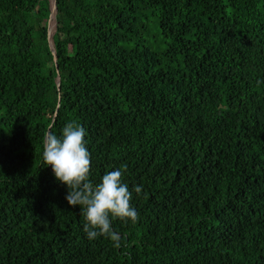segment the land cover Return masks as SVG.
Returning a JSON list of instances; mask_svg holds the SVG:
<instances>
[{
	"label": "trees",
	"instance_id": "trees-1",
	"mask_svg": "<svg viewBox=\"0 0 264 264\" xmlns=\"http://www.w3.org/2000/svg\"><path fill=\"white\" fill-rule=\"evenodd\" d=\"M56 6L54 61L49 0H0V264H264V0ZM73 121L93 184L142 185L119 248L43 161Z\"/></svg>",
	"mask_w": 264,
	"mask_h": 264
},
{
	"label": "clouds",
	"instance_id": "clouds-1",
	"mask_svg": "<svg viewBox=\"0 0 264 264\" xmlns=\"http://www.w3.org/2000/svg\"><path fill=\"white\" fill-rule=\"evenodd\" d=\"M86 129L76 122L67 123L58 136L51 130L43 141V161L51 166L58 181L68 188L66 200L79 206L85 219L84 231L90 240L100 236L110 238L114 246H121L122 237L112 227L116 218L136 223L139 213L132 205L133 191L142 192V185L132 190L123 182L120 169L106 172L101 182L93 184L91 154L86 146Z\"/></svg>",
	"mask_w": 264,
	"mask_h": 264
},
{
	"label": "rangeland",
	"instance_id": "rangeland-1",
	"mask_svg": "<svg viewBox=\"0 0 264 264\" xmlns=\"http://www.w3.org/2000/svg\"><path fill=\"white\" fill-rule=\"evenodd\" d=\"M52 0H49L51 2ZM51 5V3H50ZM50 18V19H49ZM151 27L148 32L144 34L146 38V43L150 45L155 51L160 52L165 48V40L159 33V30L154 27V16L150 15L149 17ZM47 28L49 29L50 33H52L55 29V22L51 20L50 14L47 20Z\"/></svg>",
	"mask_w": 264,
	"mask_h": 264
},
{
	"label": "water",
	"instance_id": "water-1",
	"mask_svg": "<svg viewBox=\"0 0 264 264\" xmlns=\"http://www.w3.org/2000/svg\"><path fill=\"white\" fill-rule=\"evenodd\" d=\"M50 3H51V5H50V17L53 15L55 27H56V19H55V15H56V11H57L56 0H52ZM54 31H55V29H54ZM54 31L52 33H50V31L48 29V41H49V45H50V48H51V51H52V54L54 57V61H56L55 49H54L53 40H52V35H53ZM56 83H57V87L59 89V76L56 77ZM54 116H55V114H54Z\"/></svg>",
	"mask_w": 264,
	"mask_h": 264
},
{
	"label": "bare ground",
	"instance_id": "bare-ground-1",
	"mask_svg": "<svg viewBox=\"0 0 264 264\" xmlns=\"http://www.w3.org/2000/svg\"><path fill=\"white\" fill-rule=\"evenodd\" d=\"M51 20H54L53 15L51 16Z\"/></svg>",
	"mask_w": 264,
	"mask_h": 264
}]
</instances>
